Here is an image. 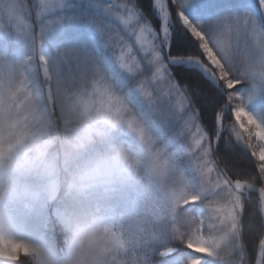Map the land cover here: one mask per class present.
Masks as SVG:
<instances>
[{
  "label": "snow or ice",
  "instance_id": "1",
  "mask_svg": "<svg viewBox=\"0 0 264 264\" xmlns=\"http://www.w3.org/2000/svg\"><path fill=\"white\" fill-rule=\"evenodd\" d=\"M0 264H264V0H0Z\"/></svg>",
  "mask_w": 264,
  "mask_h": 264
},
{
  "label": "trees",
  "instance_id": "2",
  "mask_svg": "<svg viewBox=\"0 0 264 264\" xmlns=\"http://www.w3.org/2000/svg\"><path fill=\"white\" fill-rule=\"evenodd\" d=\"M233 162H236V161H233ZM253 203H254V201H253ZM252 207H253V204L247 205L248 210H251Z\"/></svg>",
  "mask_w": 264,
  "mask_h": 264
},
{
  "label": "clouds",
  "instance_id": "3",
  "mask_svg": "<svg viewBox=\"0 0 264 264\" xmlns=\"http://www.w3.org/2000/svg\"><path fill=\"white\" fill-rule=\"evenodd\" d=\"M71 239V238H70Z\"/></svg>",
  "mask_w": 264,
  "mask_h": 264
}]
</instances>
